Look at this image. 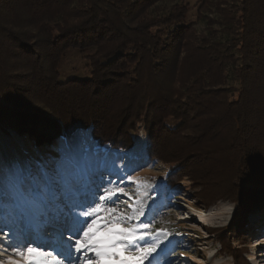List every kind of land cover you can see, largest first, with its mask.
I'll return each instance as SVG.
<instances>
[{
	"label": "trees",
	"instance_id": "16d2710c",
	"mask_svg": "<svg viewBox=\"0 0 264 264\" xmlns=\"http://www.w3.org/2000/svg\"><path fill=\"white\" fill-rule=\"evenodd\" d=\"M77 63L86 78L64 72ZM8 129L44 153L88 131L115 169L139 150L142 131L145 158L131 167L166 166L164 196L187 189L185 179L201 192L213 186L205 170H187L209 160L227 168L223 194L261 209L264 0H0V130Z\"/></svg>",
	"mask_w": 264,
	"mask_h": 264
},
{
	"label": "rangeland",
	"instance_id": "374dc122",
	"mask_svg": "<svg viewBox=\"0 0 264 264\" xmlns=\"http://www.w3.org/2000/svg\"><path fill=\"white\" fill-rule=\"evenodd\" d=\"M77 67L78 63L74 66L67 64L64 72L77 78H86L88 76L86 69L74 73V68ZM61 79L65 80L62 75ZM142 134V131L137 132L135 142V147L140 143L139 150L135 148L131 151L124 160L125 162L120 161V168L118 166L117 169L110 167L111 162L115 160L114 157L106 155V152H100L87 143L85 138L88 131L83 133L77 131L70 136L85 141L91 149L90 168L97 175L92 171L90 179L100 182V177L103 176V181L100 182L98 191H96L97 197L106 195L105 188L111 190L116 186L124 188V193H127L126 195L117 193V196L113 197V199L119 197L118 205H105V208L115 207L116 209L115 212L109 213L110 218L135 216L138 219L130 220V224L138 225L142 220L150 221L149 231L153 233L157 231L179 232V239L168 237L171 243L166 240L161 244L163 252L158 249L156 259L160 264H264V207L256 211L240 209L239 202L223 194L230 186L229 183L222 181L227 168L221 169L209 160L199 162L194 166L189 165L187 169L191 175L195 176H198V172L205 170L209 173L210 180L214 182L213 186L202 191L205 192V199L201 200L200 204L205 207L197 206L196 201L201 198L200 193L202 192L201 189H193L189 179L182 181V187L187 186V189L182 188L183 190L174 196H164L162 178L166 173V166L163 164L149 165L144 162L138 168L131 167L132 162H141L145 158ZM196 137L197 135H194L193 139ZM60 144L59 142L52 144L44 153L40 150L29 149L26 140L21 139L13 130L8 129L7 133L0 130V160L5 167L16 163L27 167L30 163L35 164L42 161L44 157L58 156ZM98 163H100L99 166ZM125 164L126 167H124ZM108 167L109 171H105ZM101 173L102 175L99 176ZM195 178L199 179V177ZM108 181L112 183L109 184ZM91 187L95 190L97 185L92 184ZM84 191H88L87 186ZM211 198L218 199L210 202ZM103 203L101 201V204ZM239 211H242L240 214L245 217L243 218L248 224L247 229H237ZM141 212L143 215H140ZM103 214L104 212H101V215ZM87 219L91 221V217ZM0 227L3 228L0 240L8 241L9 238L14 242L20 240L18 232L9 231V228L13 227L10 218L0 222ZM6 234H9L8 238ZM68 235L65 233V240H68ZM238 250L242 252L237 254ZM235 254H237L236 257L233 256ZM77 256L80 257L79 261L76 260ZM10 257L20 259L11 248L0 245V264H8ZM47 260L53 261V257H48ZM73 260L77 264H86V258L82 253L75 254ZM64 262L63 264H67ZM153 264H156V261H153Z\"/></svg>",
	"mask_w": 264,
	"mask_h": 264
},
{
	"label": "snow or ice",
	"instance_id": "6c2138e0",
	"mask_svg": "<svg viewBox=\"0 0 264 264\" xmlns=\"http://www.w3.org/2000/svg\"><path fill=\"white\" fill-rule=\"evenodd\" d=\"M90 151L85 141L66 137L61 140L58 158L27 167L18 163L5 167L0 160V222L10 218L13 227L9 231L21 237L18 242L0 240V245L11 248L20 258L10 257L8 264H63V260L75 264L77 253H82L86 264H160L157 251H164L161 244L172 234L149 231L150 221L130 224L138 219L135 216L110 218L109 213L116 209L105 205H118L119 197H113L124 193V188H105L106 195L97 197L103 176L100 182L90 179ZM92 184L97 185L95 190ZM54 257L63 260L55 261Z\"/></svg>",
	"mask_w": 264,
	"mask_h": 264
},
{
	"label": "bare ground",
	"instance_id": "6f19581e",
	"mask_svg": "<svg viewBox=\"0 0 264 264\" xmlns=\"http://www.w3.org/2000/svg\"><path fill=\"white\" fill-rule=\"evenodd\" d=\"M5 166V165H4ZM200 213V212H199ZM200 218V217H199ZM59 259H61L60 257H59Z\"/></svg>",
	"mask_w": 264,
	"mask_h": 264
}]
</instances>
